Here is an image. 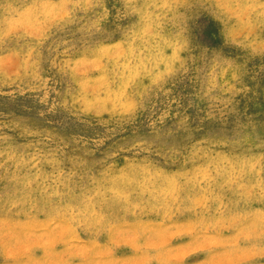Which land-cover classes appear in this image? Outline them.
Instances as JSON below:
<instances>
[{"label": "rangeland", "instance_id": "rangeland-1", "mask_svg": "<svg viewBox=\"0 0 264 264\" xmlns=\"http://www.w3.org/2000/svg\"><path fill=\"white\" fill-rule=\"evenodd\" d=\"M0 264H264V0H0Z\"/></svg>", "mask_w": 264, "mask_h": 264}]
</instances>
